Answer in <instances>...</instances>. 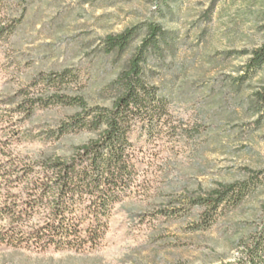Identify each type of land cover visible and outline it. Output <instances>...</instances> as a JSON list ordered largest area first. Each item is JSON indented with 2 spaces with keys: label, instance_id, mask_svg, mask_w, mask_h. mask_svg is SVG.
<instances>
[{
  "label": "rangeland",
  "instance_id": "1",
  "mask_svg": "<svg viewBox=\"0 0 264 264\" xmlns=\"http://www.w3.org/2000/svg\"><path fill=\"white\" fill-rule=\"evenodd\" d=\"M0 38V100L32 86L37 75L79 73L66 93L91 107L110 108L105 91L147 36L165 32L147 77L169 101L171 125L149 148L146 196L135 192L114 208L110 229L95 250L33 252L0 246V264H228L241 258L264 208V66L248 72L264 46V0H6ZM128 29V52L107 55L103 42ZM0 107H3L0 105ZM77 110L37 107L19 124L21 159L69 157L95 135L66 133ZM19 116H16L15 119ZM170 128V126L168 127ZM186 130L187 138L182 137ZM169 133V134H168ZM143 179V177H142ZM252 182L238 206L215 216L190 203L221 184ZM203 216V217H202Z\"/></svg>",
  "mask_w": 264,
  "mask_h": 264
},
{
  "label": "trees",
  "instance_id": "2",
  "mask_svg": "<svg viewBox=\"0 0 264 264\" xmlns=\"http://www.w3.org/2000/svg\"><path fill=\"white\" fill-rule=\"evenodd\" d=\"M6 6L0 0V38L13 32L4 24ZM136 36V29L108 36L103 51L124 54ZM164 36L159 25L147 27V36L105 90L112 98L110 108L91 107L84 98L68 95L65 90L79 81V73L70 70L37 75L32 86L40 84V89H21L0 100V246L41 253L95 250L110 229L115 206L134 192L147 195L145 173L154 156L149 148L166 131H176L168 99L147 77L151 55ZM263 66L264 46L253 52L246 69L255 72ZM51 105L77 110L59 127L58 138L79 132L95 138L75 147L69 157L21 159L14 151L22 140L19 124L38 106ZM251 190L252 182L221 184L190 203L204 209V219H209L226 205L241 204ZM262 212L258 227L242 242L241 258L228 264H264V208Z\"/></svg>",
  "mask_w": 264,
  "mask_h": 264
}]
</instances>
